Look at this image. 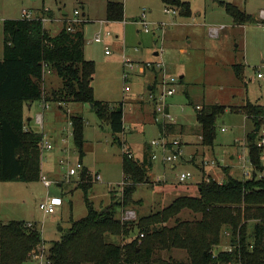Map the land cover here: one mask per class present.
Wrapping results in <instances>:
<instances>
[{
    "label": "rangeland",
    "instance_id": "1",
    "mask_svg": "<svg viewBox=\"0 0 264 264\" xmlns=\"http://www.w3.org/2000/svg\"><path fill=\"white\" fill-rule=\"evenodd\" d=\"M183 1L191 6L190 17L182 16L177 10L175 14H166L161 0H0V61L4 58L5 20L21 19L24 9L33 17L49 19L45 28L55 36L62 30L64 19H72L78 10L87 23L83 26L85 59L96 65L92 84L94 97L110 108L123 106L124 109V132L115 136L91 105L54 102L52 93L61 88L62 80L48 70L45 72L40 110L42 126H35V131L44 135L41 179L31 183L0 182V221H24L37 226L43 236L46 255L53 243L60 241L69 230L71 219L79 220L87 215L85 194L77 189L80 173L68 176L72 168L80 166L71 115L79 114L84 119L82 166L87 167L94 180L97 175L101 177L99 182L92 181L93 188L88 195L94 207L99 210L112 201L117 205L116 218H121L124 211L136 214L129 236L110 237L116 244L123 246L140 237L137 225L144 216L168 207L179 197L196 195L195 190L187 189L195 182L215 179L212 174L220 177L224 171L232 169L236 173L233 178L253 177L256 170L253 164L250 165L251 177L240 176L243 173L241 158L249 154L246 135L254 130L253 123L244 114L226 111L218 120L214 147L203 146L202 139L188 126L197 125L195 107L201 108L204 103H220L228 109L242 107L247 102L264 107V78L258 77V74L264 75V21L261 20L264 0ZM109 2L124 4L123 22H107ZM222 3L238 7L251 15L252 21L236 24ZM144 12L149 32L139 23ZM160 23L167 24L166 30L157 28L156 24ZM212 29H219V34L212 36ZM97 35L102 36V43L94 41ZM149 61H163L167 73L179 79L178 92L170 100L174 122L167 124L165 130L162 128V133L161 126L154 124L147 97L151 91L148 87L159 83L161 72L154 63V67L145 68ZM234 65L242 69V77L236 75ZM154 71L158 72L157 79ZM182 75L184 79H180ZM163 134L182 145L181 157L175 158L176 168L164 164L160 156L148 169L147 183L138 186L133 197L136 204L125 205L123 189L129 179H125L123 173V150L116 138L124 142L125 149L141 164L147 145ZM50 136L56 138L57 146L49 140ZM46 142L52 144V150L43 149ZM261 161L264 168V148ZM187 172H191L193 178L181 183L180 174ZM256 174L261 177L264 171L257 170ZM42 178L53 182L52 186L47 188ZM51 197H61L64 205L55 214L46 216L40 204ZM192 216L185 212L180 219H192ZM229 248V234L223 233L214 254ZM40 253L34 252L26 264H47ZM171 257L176 261L186 259L185 253L180 251L161 252L156 254L158 260L152 264H172Z\"/></svg>",
    "mask_w": 264,
    "mask_h": 264
},
{
    "label": "trees",
    "instance_id": "2",
    "mask_svg": "<svg viewBox=\"0 0 264 264\" xmlns=\"http://www.w3.org/2000/svg\"><path fill=\"white\" fill-rule=\"evenodd\" d=\"M161 2L165 8L180 11L182 16L192 15L190 4L183 0ZM222 6L236 24H246L253 19L230 3H222ZM124 20V4L109 2L107 22ZM85 23L76 25L73 32H69L64 23L59 34L53 36L39 16L3 22L0 182L31 183L41 179L44 135L26 127L24 106L44 100L43 84L47 70L62 80L61 88L52 93L54 102L93 105L97 117L115 136L124 132L123 106L118 107L121 108L118 111L117 107L110 108L94 97L92 84L96 65L85 59ZM233 67L236 75L242 77V69L238 65ZM158 84L151 85V95L156 94ZM195 110L199 137L205 147L214 146L218 120L227 110L242 113L253 122L254 130L246 136L249 157L256 169L252 178L236 179L226 173L223 183L210 178L191 184L196 195L179 197L168 207L140 219L137 227L144 235L141 243L138 237L123 246L116 244L110 241V237L129 236L134 224L116 218L117 205L112 201L105 208L98 210L94 207L88 196L94 179L87 167L82 166L84 119L79 114L71 115L81 167L77 189L85 194L87 215L79 220L71 219V227L60 241L53 243L47 255L37 226L24 221H0V264H26L32 254L39 251L47 264H152L158 260L156 254L174 251L185 253L186 259L176 261L171 257L172 264H264V174L261 177L256 174L257 170L264 171L263 148L258 146L264 107L247 102L242 107L228 109L215 103L203 104L201 109ZM116 140L123 150V173L125 179H129L123 189L124 204L134 205L133 197L138 186L147 183L148 169L154 163L153 155L146 151L140 164L129 158L131 153L125 149L124 142ZM185 212L192 214V219L181 220L180 215ZM225 232L229 234L230 248L214 254V248L220 246Z\"/></svg>",
    "mask_w": 264,
    "mask_h": 264
},
{
    "label": "built area",
    "instance_id": "3",
    "mask_svg": "<svg viewBox=\"0 0 264 264\" xmlns=\"http://www.w3.org/2000/svg\"><path fill=\"white\" fill-rule=\"evenodd\" d=\"M177 11L175 9L171 8H165V13L166 14H175ZM23 19H35L37 16L33 17L32 14L28 11H23ZM146 13L144 12L142 14L140 24L142 27H144L146 32H149V23L146 21ZM44 27L45 25L49 22V19L47 18H41ZM261 20L264 21V11L261 12ZM67 25V30L69 32H73L74 28L76 25H80L81 23H84V20L81 16L80 11L76 10L74 12V17L70 19L69 17H66L63 21ZM157 28L160 29L161 31L166 30L167 24L165 23H160L156 24ZM219 29H212L211 30V35L212 36H217L219 34ZM107 35H110L108 32ZM96 43H102L103 38L101 35H97V37L94 39ZM106 54H109V51H106ZM157 64L155 65V68L161 72V79L158 84V90L155 95H151V102L153 104V114H154V124L161 126L166 129V125L174 122V118L171 115V98L175 96V94L178 92V86H179V79L175 78V76H172L167 73V66L163 61L159 62H147L145 64V68H152V64ZM127 64V63H126ZM129 64V63H128ZM142 69L143 64H142ZM259 78H264V75L258 74ZM198 109H201L200 107H197ZM225 131V130H223ZM150 146L154 149L153 152V161L155 162L160 156H162V161L164 164H172L175 165V158L177 156L181 157L182 155V150H181V143L177 140L170 141L168 140V137L166 135H161L160 138L154 139L151 143ZM258 146L261 148H264V132H262V138L259 139L258 141ZM46 150H52L53 146L51 143L46 142L43 145V149ZM248 157V159H247ZM244 156L241 158L242 160V169H243V176H246L247 178L251 177V167L252 165L251 160L249 155ZM129 158H132V154H129ZM80 167V166H79ZM72 168L68 176L72 177L80 173V168ZM193 178V174L191 172L187 173H181L179 176V181L181 183H185L189 181L190 179ZM45 186L47 188H50L53 184V182L48 181L46 178H42ZM101 180L100 175H97L95 180L96 182H99ZM64 204V201L61 197H51V198H46L41 204H40V209L43 211L44 215H53L56 213V211L62 207ZM136 217L135 212L132 211H124L123 216L121 217L122 221H132L134 220L133 218ZM141 239L144 237V235H140Z\"/></svg>",
    "mask_w": 264,
    "mask_h": 264
},
{
    "label": "crops",
    "instance_id": "4",
    "mask_svg": "<svg viewBox=\"0 0 264 264\" xmlns=\"http://www.w3.org/2000/svg\"><path fill=\"white\" fill-rule=\"evenodd\" d=\"M23 11H24V9L22 10V15H23ZM66 12V11H65ZM67 15H68V13H67ZM22 18H23V16H22ZM63 21V20H62ZM157 55V54H156ZM159 55V54H158ZM157 55V56H158ZM50 72V71H49ZM183 79V78H185V76L184 75H182L181 77H180V79ZM149 87H151V84H150V86ZM149 87H148V90H149ZM150 91V90H149ZM147 97H148V103L151 105V111H152V115H153V119H154V114H153V104H152V102H151V94L149 93V95H147ZM38 103V104H37ZM35 102V103H30V104H26L25 106H24V118H25V125H26V127L27 128H29V129H31V130H33V131H35V126H37V125H41L42 126V112L40 111V110H42V101H40V102ZM205 104V103H204ZM171 105H173V104H171ZM44 107H45V105H44ZM48 107V106H47ZM47 107H45V108H47ZM198 107H200V106H198ZM195 108H197V107H195ZM27 109L29 110L28 112H27ZM65 110V109H64ZM123 111H124V109H123ZM245 118L247 119V120H249L246 116H245ZM41 122V123H40ZM253 123V122H252ZM264 124V123H263ZM180 126H188V125H181V124H179ZM254 126V125H253ZM188 127H190V128H192V132H194L195 134V136L196 137H198L199 138V127H198V122H197V125H195V126H188ZM42 128V127H41ZM223 130H225L224 128L222 129V131ZM35 132H37V131H35ZM262 132H264V130H262V127H261V131H260V133H259V136H258V140L259 139H261L262 138ZM38 133V132H37ZM247 136V135H246ZM192 137H194V136H192ZM49 138H51V139H49V140H52V141H54L55 143H56V146H57V140H56V138H54V136H50ZM64 144H65V142H64ZM149 144V143H148ZM214 147V146H213ZM63 151H65L64 150V148H61ZM245 149H246V147H245ZM247 149H248V147H247ZM246 149V150H247ZM146 151H148V152H150L151 154H153V152H154V149L153 148H151V146L150 145H147V147H146V149H145V151L144 152H146ZM234 155H237L236 153L235 154H233L232 155V157H231V159L233 160V159H235L233 156ZM245 155V154H244ZM249 155V154H248ZM172 168H176V166L175 165H172ZM233 168V167H232ZM238 168H240V167H238ZM226 173H228L231 177H235L236 176V173L234 172V170L232 169V171H224L223 172V176H220V177H216L215 175H213L212 174V176L216 179V180H218L219 182H221V183H223V181L226 179ZM242 175H243V173H241L240 174V176L242 177ZM241 179H243V178H241ZM193 184H196V182L195 183H193ZM59 186H61V185H59ZM188 190H190V191H192V188L191 187H189V188H187ZM64 205V204H63ZM63 207V206H62ZM61 208V207H60ZM226 234H228L227 232H225ZM221 247H219V249H220ZM223 250H226V249H222V250H219V251H223ZM219 251H217V252H219Z\"/></svg>",
    "mask_w": 264,
    "mask_h": 264
},
{
    "label": "water",
    "instance_id": "5",
    "mask_svg": "<svg viewBox=\"0 0 264 264\" xmlns=\"http://www.w3.org/2000/svg\"><path fill=\"white\" fill-rule=\"evenodd\" d=\"M64 14L67 15V12H64ZM85 15H86V14L84 13L83 16H85ZM157 55H158V53H157ZM181 79H182V78H181ZM149 90H151V87H149ZM91 107L93 108V105H91ZM120 110H121V108H118V111H120Z\"/></svg>",
    "mask_w": 264,
    "mask_h": 264
}]
</instances>
